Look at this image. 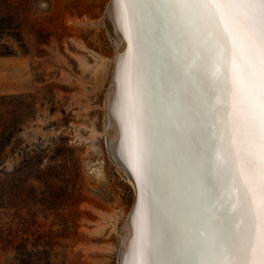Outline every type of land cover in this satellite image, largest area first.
I'll use <instances>...</instances> for the list:
<instances>
[{"label": "snow or ice", "instance_id": "obj_1", "mask_svg": "<svg viewBox=\"0 0 264 264\" xmlns=\"http://www.w3.org/2000/svg\"><path fill=\"white\" fill-rule=\"evenodd\" d=\"M128 51L121 60L130 167L140 186L128 264H264V0H121ZM166 69L158 79L157 66ZM211 65L220 98L207 110L219 123L209 198L227 188L219 226L168 221L160 136L183 118L186 89Z\"/></svg>", "mask_w": 264, "mask_h": 264}, {"label": "rangeland", "instance_id": "obj_2", "mask_svg": "<svg viewBox=\"0 0 264 264\" xmlns=\"http://www.w3.org/2000/svg\"><path fill=\"white\" fill-rule=\"evenodd\" d=\"M110 1L16 0L25 19L21 39L4 37L0 44L13 51L0 57V133L14 134L0 171L45 158L35 166L43 173L17 184V208L0 210V233L14 218L17 229L29 218L33 232L55 238L54 264H120L136 202L110 150L108 99L120 55L107 19ZM66 149L75 151L73 158L53 168L47 159L69 155ZM15 256L0 245V264Z\"/></svg>", "mask_w": 264, "mask_h": 264}, {"label": "bare ground", "instance_id": "obj_3", "mask_svg": "<svg viewBox=\"0 0 264 264\" xmlns=\"http://www.w3.org/2000/svg\"><path fill=\"white\" fill-rule=\"evenodd\" d=\"M121 0H112L107 10V19L112 33L120 46V55L109 95V141L110 150L117 164L131 179L136 189V204L125 225L123 254L120 264H128L132 245L136 237V213L139 206L140 186L130 167V155L134 145L132 137L125 131L129 112L123 105L124 83L121 76V60L128 51V39L121 19ZM157 78H163L166 69L156 68ZM211 65L195 72L194 79L186 89L187 106L182 119L170 120L160 136L162 171L167 185L165 206L168 221L187 228L206 223L219 226V219L228 216L230 198L226 187L218 186L209 198L202 177L214 176L216 163L221 153L213 146L216 141L213 131L219 134V123L212 129L213 120L207 115L210 106L216 105L220 93L213 84Z\"/></svg>", "mask_w": 264, "mask_h": 264}, {"label": "trees", "instance_id": "obj_4", "mask_svg": "<svg viewBox=\"0 0 264 264\" xmlns=\"http://www.w3.org/2000/svg\"><path fill=\"white\" fill-rule=\"evenodd\" d=\"M16 4V0H0V44L4 37L14 40L21 39L25 19L16 13ZM19 42L23 44V41ZM12 53L11 48L0 45V57L11 55ZM13 136L11 128L5 129L3 133H0V166L4 163L2 156L7 147L12 143ZM66 151L69 155L57 152L48 158L49 164L55 163L53 168L66 167L69 156L73 158L75 155L73 149H66ZM44 159L40 162L35 161V158L30 160L24 159L20 167L15 168L12 172H7L5 167H3L0 171V210L9 213L17 208V195L20 189H22L18 185H22L25 181H30L33 173H43L41 169H36L35 166L39 164V168H41ZM34 180L44 184V180L42 181L39 177H35ZM30 223L31 220L29 218L23 219L21 229H17L18 226L15 225V218L10 223L4 224V228L0 233L2 251L11 252L16 255L15 260L13 259L11 264H18L16 263L18 260H20V264H54L59 256L55 250L58 245L55 238L52 236V238L47 240L48 234L33 232V225Z\"/></svg>", "mask_w": 264, "mask_h": 264}, {"label": "water", "instance_id": "obj_5", "mask_svg": "<svg viewBox=\"0 0 264 264\" xmlns=\"http://www.w3.org/2000/svg\"><path fill=\"white\" fill-rule=\"evenodd\" d=\"M111 2H112V0L110 1L109 6H110ZM135 204H136V202H135ZM135 204H134V206H135ZM134 206H133V208H134Z\"/></svg>", "mask_w": 264, "mask_h": 264}, {"label": "crops", "instance_id": "obj_6", "mask_svg": "<svg viewBox=\"0 0 264 264\" xmlns=\"http://www.w3.org/2000/svg\"><path fill=\"white\" fill-rule=\"evenodd\" d=\"M0 60H2V59H0ZM6 92H8V91H6ZM1 93H3V92L1 91Z\"/></svg>", "mask_w": 264, "mask_h": 264}]
</instances>
